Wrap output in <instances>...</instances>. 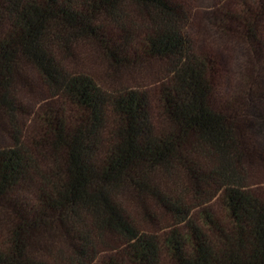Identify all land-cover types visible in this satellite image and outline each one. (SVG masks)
Listing matches in <instances>:
<instances>
[{"label": "trees", "instance_id": "obj_1", "mask_svg": "<svg viewBox=\"0 0 264 264\" xmlns=\"http://www.w3.org/2000/svg\"><path fill=\"white\" fill-rule=\"evenodd\" d=\"M216 18L221 99L180 0H0V264H264V0Z\"/></svg>", "mask_w": 264, "mask_h": 264}, {"label": "rangeland", "instance_id": "obj_2", "mask_svg": "<svg viewBox=\"0 0 264 264\" xmlns=\"http://www.w3.org/2000/svg\"><path fill=\"white\" fill-rule=\"evenodd\" d=\"M184 4L189 21L186 24L185 32L188 37L191 38L196 46V49L208 55L219 67V76L217 77L216 88L217 96L221 99V96L230 94L236 83L235 72L233 69V63L231 60L227 59V54L221 49V32L216 25L217 18L216 14L220 13L221 3L227 0H180ZM213 18V20L211 19ZM211 20V21H210ZM77 62L82 65H93L94 73L98 74L100 78H105L108 68L102 62L94 61L83 55H80ZM221 63L225 66V70L221 74ZM107 70V71H106ZM138 83L141 82L143 85H150L149 74H125L122 78H119V82L122 83ZM144 82V83H143ZM21 120V119H20ZM27 120L22 119L21 123ZM20 124V123H19ZM0 135V143L9 140V135L3 132ZM258 161V160H257ZM256 161L257 168L253 170L256 177H250L248 181L249 185L254 190H264V162Z\"/></svg>", "mask_w": 264, "mask_h": 264}]
</instances>
